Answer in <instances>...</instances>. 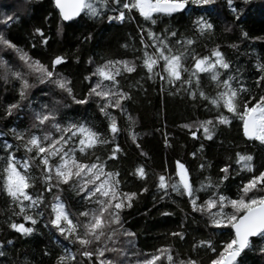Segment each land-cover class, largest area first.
Segmentation results:
<instances>
[{"label":"snow or ice","instance_id":"1","mask_svg":"<svg viewBox=\"0 0 264 264\" xmlns=\"http://www.w3.org/2000/svg\"><path fill=\"white\" fill-rule=\"evenodd\" d=\"M28 2L22 0L24 5ZM52 3L58 14L57 35L81 16L135 23V32L129 35L132 43L126 40L121 44L133 50L132 58L104 56L97 61L95 54L89 56L86 63L93 70L82 78L87 90L78 93L65 68L68 56L45 57L36 51L38 46L46 50L49 44L43 28L34 26L31 40L22 45L4 30L20 23L22 17L16 12L0 13V83L15 92L13 101L4 106L3 116H27L28 120L23 127L13 124L0 130V138L11 137L0 141V195L8 200L9 215L4 222L11 233L30 236L43 221L63 248L56 264H245L249 252L264 258V165L257 167L253 153L236 151L218 166L215 178L204 175L212 167L204 154L205 141L216 142L220 129L234 120L240 122L246 142L264 147V56L254 57L256 72L249 83L243 70L225 54L224 46L212 43L208 47L216 33L213 17L219 19L225 5L232 16L225 33L238 29L240 41L264 40V36L250 37L241 24L251 0H223L220 9V0ZM186 15L187 21L182 23ZM225 46L239 48L236 42ZM138 71L143 81L158 80L161 91L167 88L169 96L202 105L207 114L179 125L194 141H200L196 150L188 153L199 157L202 178L198 182L180 159L173 162L174 169L166 162L159 172L146 162H136L122 177L118 165L127 154L118 143L121 119L127 122L128 140L141 157L150 159L135 131L136 118L125 107L132 93L121 84V79ZM135 83L143 87L140 80ZM33 89L40 93L35 99ZM92 102L103 118L99 127L87 117L68 114L72 105L86 108ZM168 135L165 132L163 137L165 147L171 146ZM234 176H239L240 182L232 193L229 183ZM149 180L156 192L162 193L161 200L172 194L186 198L191 212L185 213L184 219L191 215L192 224H203L207 235L193 236L190 252L181 254L173 243L151 251L135 250L136 233L125 227L124 214L150 190ZM130 183L138 184V190L127 188ZM168 235L183 243L189 233L182 222L179 230ZM13 243L8 239L0 246V258L6 256L4 248ZM201 252L206 261L201 260ZM43 255L51 253L45 248Z\"/></svg>","mask_w":264,"mask_h":264},{"label":"trees","instance_id":"2","mask_svg":"<svg viewBox=\"0 0 264 264\" xmlns=\"http://www.w3.org/2000/svg\"><path fill=\"white\" fill-rule=\"evenodd\" d=\"M239 3V0H235ZM223 0H220L217 8ZM16 12L22 17L20 23H14L9 26L6 34L12 37L20 44L31 40V31L34 26L42 27L45 34L50 38L47 49L38 46L36 51L47 57L54 54H65L68 60L65 63L73 78L76 91L79 93L84 88L82 78L87 72L93 69L86 63L89 56L95 54V59L100 61L102 57L109 56L112 58H132V49L121 47L126 40L129 44L130 33H134L136 24L125 21L124 24L110 23L106 20H89L86 16H81L75 24L69 23V26L57 35L58 14L54 11L52 0H29L27 5L22 0H0V13ZM52 13V15H49ZM47 17V20H45ZM216 22V33L212 41L208 43L211 48L212 43L221 44L223 51L235 65L240 67L246 75L249 83L254 80L256 69L252 61L256 56H264V40H245L237 39L238 29L234 32H224V28L232 20L231 14L227 11L226 5L221 11L219 19L213 17ZM187 21V15L181 21ZM241 24L249 36H264V0H251V7L243 14ZM162 27V26H161ZM91 34V38L86 39ZM236 42L239 45L238 50L225 46L227 43ZM205 41L200 42V47L204 46ZM199 50V49H198ZM79 58L77 61L76 58ZM94 67V66H93ZM63 70V69H62ZM141 73L128 75L127 78L121 79V84L125 89L132 93V99L127 102L125 107L136 118L135 131L140 134L139 142L144 152L148 153L150 159L140 156V150L132 145L126 135L127 122L123 119L120 121L121 134L118 143L122 146L127 154L126 160L118 165L121 169L122 177L126 176L129 166L136 162H146L150 169L159 172L167 162L173 165L177 159L186 163L192 171L193 178L198 182L202 176L199 173V157L193 158L188 155L198 147L200 141H194L186 134V130L179 127L180 124L197 118H206V113L202 105L197 106L191 103L182 102L179 97L169 96L165 88L161 91L159 81H143ZM140 80L143 87L136 85ZM132 85V87H130ZM39 87V86H37ZM7 88V90H5ZM254 92L257 90L254 88ZM40 93L33 89L31 96L35 99ZM15 96L11 86H5L0 83V130H6L13 124L20 127L28 123L27 116L17 119L16 116L4 117V106L13 101ZM69 115L84 116L92 120L98 127L101 124L102 117L96 111L95 102L87 107L72 105ZM240 122L234 120L229 127H222L216 142L205 141L207 148L205 156L212 162V167L204 175H210L215 178L218 166L227 162L228 156H234L236 151L250 152L255 156L257 167L264 165V147L258 142L247 141L243 137L239 126ZM165 132L169 133L168 139L171 146L165 147L163 137ZM11 140V137L2 139ZM223 141L221 145L219 142ZM235 168V165H233ZM247 175V174H245ZM240 182L239 176L230 178L229 187L232 193L235 192V186ZM150 190L142 193L134 201L133 207L126 209L124 214L125 227L136 233V251H151L154 247L162 244L173 243L175 250L181 254L190 252L192 237L199 238L204 232L203 224H192L191 215L185 220V213H190L191 209L186 205V198H181L175 194L171 198L159 199L162 193L156 192L152 181L149 180ZM138 184H128L127 188L133 191L138 190ZM156 197L154 200L153 197ZM183 209V211H182ZM75 210V209H74ZM168 212L172 215H162ZM9 215L8 200L5 196L0 195V246L7 242L8 239L14 241L13 245L4 248L5 257L0 258V264H24L25 260L29 264H56V256L62 253V246L58 245L55 238L49 233L48 228L44 227L43 221L38 225L37 231L27 237H18V234L11 233L4 222ZM185 223L188 230L186 242L174 241L168 233L179 230V225ZM26 226H28L27 222ZM222 239V238H221ZM47 250L50 256L43 255ZM202 261H206L205 253H200ZM245 264H264V258L249 252Z\"/></svg>","mask_w":264,"mask_h":264}]
</instances>
